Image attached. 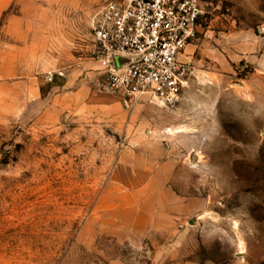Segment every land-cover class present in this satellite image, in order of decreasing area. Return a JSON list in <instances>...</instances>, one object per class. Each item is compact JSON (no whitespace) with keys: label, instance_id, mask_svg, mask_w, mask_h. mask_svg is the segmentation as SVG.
<instances>
[{"label":"rangeland","instance_id":"1","mask_svg":"<svg viewBox=\"0 0 264 264\" xmlns=\"http://www.w3.org/2000/svg\"><path fill=\"white\" fill-rule=\"evenodd\" d=\"M103 2L0 0V264H264V0H199L170 106L106 88Z\"/></svg>","mask_w":264,"mask_h":264},{"label":"built area","instance_id":"2","mask_svg":"<svg viewBox=\"0 0 264 264\" xmlns=\"http://www.w3.org/2000/svg\"><path fill=\"white\" fill-rule=\"evenodd\" d=\"M202 14L199 0H104L89 52L108 67L106 88L126 106L143 97L175 105L190 71L179 54L198 35ZM116 56L135 59L117 66Z\"/></svg>","mask_w":264,"mask_h":264},{"label":"water","instance_id":"3","mask_svg":"<svg viewBox=\"0 0 264 264\" xmlns=\"http://www.w3.org/2000/svg\"><path fill=\"white\" fill-rule=\"evenodd\" d=\"M135 59V57H130V56H116L115 62L117 66H121L129 61H132Z\"/></svg>","mask_w":264,"mask_h":264},{"label":"crops","instance_id":"4","mask_svg":"<svg viewBox=\"0 0 264 264\" xmlns=\"http://www.w3.org/2000/svg\"><path fill=\"white\" fill-rule=\"evenodd\" d=\"M115 264H126L124 263L123 261H120V260H116L115 261ZM171 264H194L193 262H186V263H183L182 261L181 262H173Z\"/></svg>","mask_w":264,"mask_h":264},{"label":"bare ground","instance_id":"5","mask_svg":"<svg viewBox=\"0 0 264 264\" xmlns=\"http://www.w3.org/2000/svg\"><path fill=\"white\" fill-rule=\"evenodd\" d=\"M170 131L173 132V129L170 128Z\"/></svg>","mask_w":264,"mask_h":264}]
</instances>
